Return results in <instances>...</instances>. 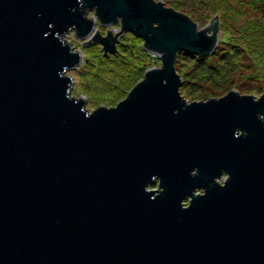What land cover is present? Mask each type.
I'll return each instance as SVG.
<instances>
[{"label": "water", "instance_id": "water-1", "mask_svg": "<svg viewBox=\"0 0 264 264\" xmlns=\"http://www.w3.org/2000/svg\"><path fill=\"white\" fill-rule=\"evenodd\" d=\"M219 30L161 0H0V264H264V92H180L178 54ZM71 32L107 56L131 32L162 65L91 111Z\"/></svg>", "mask_w": 264, "mask_h": 264}, {"label": "rangeland", "instance_id": "rangeland-1", "mask_svg": "<svg viewBox=\"0 0 264 264\" xmlns=\"http://www.w3.org/2000/svg\"><path fill=\"white\" fill-rule=\"evenodd\" d=\"M161 1L165 6L190 16L200 28L206 27L215 15L218 14L220 18V39L214 53L198 56L183 51L177 56L176 69L183 81L180 92L187 101L221 98L230 90L258 98L262 95L264 92V52L263 54L260 52L264 51V38L261 40L254 33V28H257V25L264 28V0ZM179 2L183 3L182 8H177L176 4ZM88 17H94V12L90 11ZM119 27L118 24L110 27L97 24L96 29L106 35L108 30L117 31ZM248 38L254 39L252 44L258 49L251 46ZM64 39L80 50L83 55L82 63L68 72L74 79L71 93L80 98L84 97L86 107L91 111L102 105L116 106L123 97L112 104L105 102L102 99L108 96V93L104 85L98 81L91 82L99 67L97 59L101 57L102 52L104 54L101 44L86 43L85 40L77 38L74 32L66 35ZM120 44L124 47H120ZM143 44L142 38L126 32L120 38L117 52H120L122 48H128V52L132 53V47L140 48ZM149 61V67L145 71L162 65L161 58L153 53H150ZM145 71L125 94L144 78Z\"/></svg>", "mask_w": 264, "mask_h": 264}, {"label": "trees", "instance_id": "trees-1", "mask_svg": "<svg viewBox=\"0 0 264 264\" xmlns=\"http://www.w3.org/2000/svg\"><path fill=\"white\" fill-rule=\"evenodd\" d=\"M181 4L183 3H177V8H182ZM260 27L262 26L257 25V28H254V33L257 34L262 40L264 38V28ZM136 37L140 38L138 36ZM248 39L252 44L254 39ZM261 44L262 43L260 42V46ZM251 46L255 49H258L257 47H254L253 44ZM120 47L124 46L120 44ZM131 50H133L132 53L128 52V48H122L120 52L111 54L109 56L104 55L102 52L101 57H98L99 59L97 60L99 67L97 68L96 73L93 75L91 82L98 81L104 85V89L108 93V96L110 95V97H102L103 101L112 104L115 103L119 98L124 97L127 90L130 89L139 78H141L144 71L149 67L150 53L148 51H146L142 46L140 48L132 47ZM263 52L264 51L261 50L260 53L263 54ZM121 60L124 61L121 62ZM96 86L99 87V85Z\"/></svg>", "mask_w": 264, "mask_h": 264}, {"label": "clouds", "instance_id": "clouds-1", "mask_svg": "<svg viewBox=\"0 0 264 264\" xmlns=\"http://www.w3.org/2000/svg\"><path fill=\"white\" fill-rule=\"evenodd\" d=\"M59 75V73H58ZM261 121H264V115H259L258 117ZM192 175H195V173H192ZM229 178V175H225L224 179L227 180Z\"/></svg>", "mask_w": 264, "mask_h": 264}, {"label": "flooded vegetation", "instance_id": "flooded-vegetation-1", "mask_svg": "<svg viewBox=\"0 0 264 264\" xmlns=\"http://www.w3.org/2000/svg\"><path fill=\"white\" fill-rule=\"evenodd\" d=\"M158 186V185H157ZM158 188H156V189H153V190H157Z\"/></svg>", "mask_w": 264, "mask_h": 264}]
</instances>
